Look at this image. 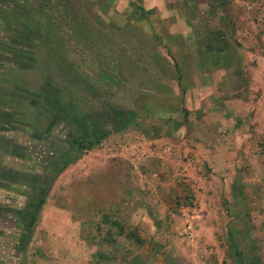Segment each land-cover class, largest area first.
<instances>
[{
	"label": "rangeland",
	"instance_id": "374dc122",
	"mask_svg": "<svg viewBox=\"0 0 264 264\" xmlns=\"http://www.w3.org/2000/svg\"><path fill=\"white\" fill-rule=\"evenodd\" d=\"M0 264H264V0H0Z\"/></svg>",
	"mask_w": 264,
	"mask_h": 264
},
{
	"label": "trees",
	"instance_id": "16d2710c",
	"mask_svg": "<svg viewBox=\"0 0 264 264\" xmlns=\"http://www.w3.org/2000/svg\"><path fill=\"white\" fill-rule=\"evenodd\" d=\"M108 134V130L98 123L89 122L84 118L73 116L66 120L63 134L64 147L56 149V155L49 161L45 174L33 186V196L27 205L18 211L23 229L22 243H25L37 221L38 212L46 200L53 179L81 154L99 144ZM139 240V239H138ZM235 247V246H234ZM237 255L240 252L235 249Z\"/></svg>",
	"mask_w": 264,
	"mask_h": 264
},
{
	"label": "crops",
	"instance_id": "0c3cea01",
	"mask_svg": "<svg viewBox=\"0 0 264 264\" xmlns=\"http://www.w3.org/2000/svg\"><path fill=\"white\" fill-rule=\"evenodd\" d=\"M145 5H143L142 3H138V5H137V7H138V9H139V11H138V16L141 18V17H145V16H149L150 15V13H153V9H151V8H145L144 7ZM153 15H156L155 13L153 14ZM174 16V14H172V12L171 13H169V14H167V15H164V16H162L161 18H162V20H164V18H166V17H173ZM179 16V15H178ZM181 16H183V15H181ZM193 19V21H195L196 19L195 18H192ZM166 21V20H165ZM157 22H158V20H157ZM219 80H220V78H218ZM221 81V80H220ZM198 92V89L196 90V93ZM196 96H197V94H196ZM198 97V96H197Z\"/></svg>",
	"mask_w": 264,
	"mask_h": 264
},
{
	"label": "flooded vegetation",
	"instance_id": "af4514ba",
	"mask_svg": "<svg viewBox=\"0 0 264 264\" xmlns=\"http://www.w3.org/2000/svg\"><path fill=\"white\" fill-rule=\"evenodd\" d=\"M18 219H19V217H18Z\"/></svg>",
	"mask_w": 264,
	"mask_h": 264
}]
</instances>
